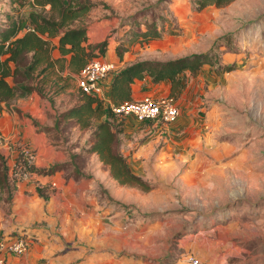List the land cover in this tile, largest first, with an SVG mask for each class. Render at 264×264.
Masks as SVG:
<instances>
[{"label": "rangeland", "instance_id": "rangeland-1", "mask_svg": "<svg viewBox=\"0 0 264 264\" xmlns=\"http://www.w3.org/2000/svg\"><path fill=\"white\" fill-rule=\"evenodd\" d=\"M94 1L95 6L83 20L92 39H96L94 43L111 38L117 41L116 51L118 45L127 50L137 42L152 39L145 40L138 32L155 22L163 36L186 31L192 38L178 53L166 50L148 59L166 60L202 52L223 36L215 51L220 61L234 67L219 72L208 64L221 77L211 90L206 87L210 94L207 105L223 110L208 116L202 111L198 116L205 123L199 125V137L204 140L193 150L195 159L190 163L198 172L181 178L177 173L184 166L169 170L170 177H159L167 169H158L151 162L155 156L149 154L143 169L145 177L140 175L152 186L148 190L119 183L111 177L107 164L96 161L97 155L89 150L93 127L80 128L73 119L63 117L52 126H40L38 131H45L55 150L62 151L67 159L55 163L62 164L63 172L60 179L48 184L51 197L47 203L80 204L83 199L91 208L93 201L97 202L103 228L96 229L93 238L78 233L75 237L82 238L79 243L87 252L107 253L124 264H193L189 255L198 257V264H264V0H232L200 9L192 0ZM177 7L184 8L182 15ZM30 8L31 0H0V26L9 21V16H26ZM96 52L93 57L102 58V53ZM63 90L61 103L78 101L76 79L69 78ZM2 116L0 110L1 124ZM122 117L118 115L114 122ZM13 133L0 131V152L10 176L21 181L23 178L12 175L15 160L23 147L33 153L34 149L21 137L14 138ZM121 133L119 150L125 138ZM155 147L159 149L161 141ZM204 157L206 162L201 163ZM70 180L79 184L72 195L67 190ZM82 192L85 197L80 196ZM13 193V189L8 193L0 187V205L5 211L8 208L12 212ZM17 217L13 213L11 220ZM37 217L35 223H46V218ZM54 227L59 228V222ZM18 228L10 230L18 232ZM58 230L55 233L61 236Z\"/></svg>", "mask_w": 264, "mask_h": 264}, {"label": "crops", "instance_id": "crops-1", "mask_svg": "<svg viewBox=\"0 0 264 264\" xmlns=\"http://www.w3.org/2000/svg\"><path fill=\"white\" fill-rule=\"evenodd\" d=\"M177 8L176 10L182 15L185 11L184 8ZM185 33L186 31L179 34H166L163 37L152 38L143 44L137 42L125 50L121 58L117 57L115 50L117 41L110 38L101 57L113 61L116 68H121L136 59L157 58L161 52L166 50L178 53L186 44L190 43L192 38ZM87 36L86 43L96 41V39H92L89 30H87ZM52 40L57 44L58 37H53ZM52 54L59 55L57 47L52 50ZM111 74L102 78L103 92L98 95L104 102L110 101ZM77 75L78 73L73 78L74 80L77 79ZM220 77V73L217 75L213 69L209 68L208 64H204L200 72L196 74L186 71L185 86L176 97L180 110L179 115L169 124L138 121L132 116L123 115L121 135L125 138L122 141L121 151L127 157L134 173L145 177L143 169L149 154L155 156L151 162L156 164L158 169H167V172L160 173L159 177H165V174L170 177L169 170L176 171L179 170V167L184 168V166L185 169L177 173L181 178L198 172L193 170L195 169L193 165H190L195 159V156H192L193 150L196 147H201V142L204 140L199 137V130L205 123L198 116H201L202 111H205L208 116L218 110H223L218 105H207L210 94L206 87L208 86L211 90L210 86ZM65 91L51 93L46 90L43 96L32 91L29 94L8 100V105L5 101H1L0 110L4 120L2 124L0 122L1 133L4 130H12L14 138L19 136L24 142L29 143L34 149L33 164L37 168H48L55 163L67 160L62 151L55 150V146L51 140H48L46 132L38 131L42 125H54L57 122L58 112L75 103V100L69 101L70 103L68 100L61 103L60 99ZM170 93L171 84L168 80L154 82L149 75L145 74L142 78H134L131 82V100L159 97ZM22 124H24L23 127ZM160 141L161 147L158 149L155 146ZM128 147L132 148L131 152ZM12 157L13 154H11L10 160ZM96 157V161L102 163L98 155ZM203 162H206L205 157L201 163ZM62 172L63 169L46 174L34 171L29 179L15 180L11 204L12 212L8 208L5 211L4 206L0 205V236L13 238L16 235H24L28 240V245L26 250L20 254L5 251L3 264H124L123 261L109 256L107 253L87 252L86 246L79 243L82 238L75 237L78 233L83 237L93 238L91 234L96 229L103 228L101 225L102 215L97 202L93 201L94 204L91 208L85 206L83 199L80 204L66 201L67 203L51 206L46 201L51 196L45 199L38 193L36 188L38 183L42 185L53 183L54 178H61ZM70 184L67 188L69 192H67L72 195L78 189L79 184L73 180H70ZM63 193L62 195L65 196L64 191ZM85 195L86 193L82 192L80 196L85 197ZM64 204H66V209L62 208ZM13 213L19 216L14 222L11 220ZM37 216L46 218V223H35ZM58 222L59 228H55L54 225ZM13 226L20 227L17 229L18 232L10 230ZM58 229L59 233H62L61 236L55 233ZM77 257L80 258L79 262L71 263Z\"/></svg>", "mask_w": 264, "mask_h": 264}, {"label": "trees", "instance_id": "trees-1", "mask_svg": "<svg viewBox=\"0 0 264 264\" xmlns=\"http://www.w3.org/2000/svg\"><path fill=\"white\" fill-rule=\"evenodd\" d=\"M200 9L208 4L222 6L232 0H192ZM94 0H31L27 15L9 16V21L0 26V108L1 101L36 91L41 96L45 91L58 93L93 56L103 53L107 39L97 43H86L88 24L83 22L86 14L95 6ZM165 19L162 14L158 15ZM143 39L162 37L155 22L140 30ZM53 37H58L55 44ZM218 39L202 52H192L166 60L140 59L110 70L109 102L95 93L79 91L78 101L62 111L61 117L73 119L80 128L93 127L92 143L89 150L97 153L99 159L108 165L111 177L119 183L136 185L143 190L152 186L130 168L127 157L119 150V133L122 122L114 120L118 114L112 105L131 100V82L134 78L149 75L154 82L168 80L171 84L169 95L177 97L185 86V72L198 73L204 64L214 65L215 70L224 72L233 69L234 64H225L215 51ZM57 47L59 55L52 50ZM125 46H117V56L122 57ZM9 77L11 79H9ZM152 121V120H149ZM15 165L29 173H53L62 169V164L48 168H37L19 152ZM0 187L8 193L15 188V178L9 174V166L0 152ZM38 193L45 199L49 196L48 184H37Z\"/></svg>", "mask_w": 264, "mask_h": 264}, {"label": "built area", "instance_id": "built-area-1", "mask_svg": "<svg viewBox=\"0 0 264 264\" xmlns=\"http://www.w3.org/2000/svg\"><path fill=\"white\" fill-rule=\"evenodd\" d=\"M115 63L99 57L90 59L78 72L77 86L87 93L101 94L103 92L102 78L110 70L115 69ZM112 109L118 115L132 116L138 121H155L162 125L169 124L179 115V105L171 95L159 97H145L140 100H125L118 105H112ZM20 152L26 157L27 161L33 163L34 153L28 147H23ZM12 175L18 178L28 179L32 173L26 171L23 167L13 166ZM28 240L24 235H16L13 238L0 236V264L4 263V252L20 254L26 250ZM193 264H198L199 258L189 255Z\"/></svg>", "mask_w": 264, "mask_h": 264}]
</instances>
